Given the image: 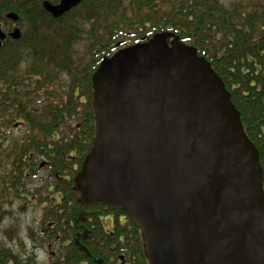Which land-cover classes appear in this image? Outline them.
<instances>
[{
	"label": "trees",
	"instance_id": "1",
	"mask_svg": "<svg viewBox=\"0 0 264 264\" xmlns=\"http://www.w3.org/2000/svg\"><path fill=\"white\" fill-rule=\"evenodd\" d=\"M13 10L21 38L0 46V224L13 198L27 199L44 162L51 183L45 197L36 190L39 234L59 245L70 240L50 264H113L119 256L148 264L140 227L124 210L74 198V176L95 139L92 75L116 43L170 32L167 45L194 46L224 83L258 151L264 191V0H82L57 18L42 0H21ZM80 217L86 220L75 223ZM80 223L90 230L82 241L88 253L74 244ZM8 253L0 240V264L14 259Z\"/></svg>",
	"mask_w": 264,
	"mask_h": 264
},
{
	"label": "water",
	"instance_id": "2",
	"mask_svg": "<svg viewBox=\"0 0 264 264\" xmlns=\"http://www.w3.org/2000/svg\"><path fill=\"white\" fill-rule=\"evenodd\" d=\"M81 1L43 8L57 18ZM172 35L116 43L95 69V139L74 198L124 210L148 264H264L258 151L220 77L194 46L167 45ZM10 36L19 39V28Z\"/></svg>",
	"mask_w": 264,
	"mask_h": 264
},
{
	"label": "rangeland",
	"instance_id": "3",
	"mask_svg": "<svg viewBox=\"0 0 264 264\" xmlns=\"http://www.w3.org/2000/svg\"><path fill=\"white\" fill-rule=\"evenodd\" d=\"M38 102L40 101H37L35 105L41 106ZM13 132V136H20L23 132V127L14 128ZM32 175L31 181L26 187L30 199L13 198L12 203L10 201L7 204L8 213L0 224V240L5 245V248L13 249L24 261L29 260L32 264H47L49 252L45 249V246L48 243L40 240L39 237L42 210L37 202L36 190L39 191V196H47L49 192H47L46 186L51 183V176L43 166L38 167ZM31 231L36 234V239L32 238ZM57 246L58 244H53L52 250H56Z\"/></svg>",
	"mask_w": 264,
	"mask_h": 264
},
{
	"label": "flooded vegetation",
	"instance_id": "4",
	"mask_svg": "<svg viewBox=\"0 0 264 264\" xmlns=\"http://www.w3.org/2000/svg\"><path fill=\"white\" fill-rule=\"evenodd\" d=\"M20 1L21 0H0V30H1L2 33L5 34L4 39L1 40L0 46L2 44H4L5 42H9V41H13V40H18V39H13L10 36V33L15 28H19V30H20V32L22 34V30H21V27H20L19 19L16 20V21H14L12 19L7 18V13H9V12L16 13L13 10V7L14 6H18L20 4ZM43 1L44 0H42V6H43ZM48 1L50 3H52V4H58L60 2V0H52V1L51 0H48ZM18 17H19V15H18ZM20 38H21V36H20ZM30 193H32V192L30 191ZM27 199H30V197L27 196ZM85 220H86V218L80 217L79 219H77L75 221V223H78L79 221L84 222ZM54 225H55V223L51 221V222L48 223V228L49 229H52L54 227ZM76 226H77V229H80V230L75 231L74 244L76 246H78L82 250V248H81V246H83V242L82 241H87V237L89 235L90 230H88L86 227H84V224L83 223H80L78 225L76 224ZM41 231H42V229H41ZM41 236H42V232H41V234L39 236L40 237V240H44V241H46L48 243L47 246H45V249L49 252V254H48L49 261H48L47 264H50L51 261H52V258L57 253V249L56 250H52L51 247H52L53 244H55V243L58 244V243L55 242V241H53V239L51 238V236H49V238H43V237L41 238ZM60 237H63V235L61 234ZM56 238H57L56 241H58L59 240V236H56ZM80 239H81V241H80ZM69 243H70V240H66V241L64 240V242H62L61 245L58 244L57 248L60 247V246H62V247L63 246H66ZM8 251H9V253H8L9 257L14 258V259H12L13 261L11 259H8V260H5V261L2 260V262H3L2 264H27V263L28 264H32L29 260H25L24 261L23 259H21L18 256V254L13 251V249L8 248ZM15 259H16V261H15ZM118 259H119L118 261H116V262L112 261V263L113 264H129L127 262V260L123 256H122V258H121V256H119Z\"/></svg>",
	"mask_w": 264,
	"mask_h": 264
}]
</instances>
